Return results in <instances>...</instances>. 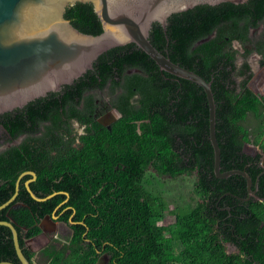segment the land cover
Returning a JSON list of instances; mask_svg holds the SVG:
<instances>
[{
	"label": "trees",
	"instance_id": "1",
	"mask_svg": "<svg viewBox=\"0 0 264 264\" xmlns=\"http://www.w3.org/2000/svg\"><path fill=\"white\" fill-rule=\"evenodd\" d=\"M65 18L82 33L97 36L103 31L90 3L68 7ZM263 20L264 0L202 5L173 14L166 29L156 23L150 33L151 43L161 53L211 83L217 105L221 171L247 172L253 189L261 176L259 190L249 200L245 178L235 175L220 179L215 175L210 111L204 89L161 71L136 45L108 51L72 85L24 109L0 115V126L12 138L29 135L22 147L25 154L19 147L0 154V206L13 197L19 175L27 170L36 171L45 192L52 193L49 182L54 170L48 164L52 157L48 144L68 148V156L58 161L56 175H85L78 160L105 161L94 175L104 179L94 183L95 190L90 193L96 194L104 187L97 202L101 197L104 201L107 194L121 197L108 205L119 210L116 213L59 216L71 234L64 245H49L37 255L26 248L25 239L42 233L40 222L52 216L65 197L38 202L27 192L26 198L18 196L0 212V221L12 220L28 261L97 264L108 254L110 264H264V176L260 155L253 157L244 151L251 144L264 152V99L248 87L253 73L247 61L252 54H259L264 66V33L257 30ZM239 55L244 59L241 66ZM108 84L111 95H118L114 104L122 115L111 131L93 122L96 106L92 95L85 102V110L78 108L86 92L104 90ZM52 106L69 107L64 112L92 124L100 138L91 134L82 137V152L71 148L72 140H64L56 131L60 113L57 108L55 115ZM45 122L50 125L45 126L43 136L33 138ZM42 144L45 147H40ZM38 160L41 169L37 168ZM67 161L73 167L66 165ZM110 161L122 164L114 171L113 166H107ZM149 169L159 177H196L195 206L181 213L172 211L175 221L170 226L159 224L167 210L165 199L144 185ZM66 183H57V191L67 190ZM77 184L72 181L73 188L78 189L72 194L79 192ZM21 187L25 189L22 184ZM31 189L35 193L38 187L31 185ZM80 191L88 192L85 188ZM85 198L90 203L87 195ZM228 245L237 252L230 253ZM0 262L21 264L11 230L5 226H0Z\"/></svg>",
	"mask_w": 264,
	"mask_h": 264
},
{
	"label": "water",
	"instance_id": "2",
	"mask_svg": "<svg viewBox=\"0 0 264 264\" xmlns=\"http://www.w3.org/2000/svg\"><path fill=\"white\" fill-rule=\"evenodd\" d=\"M249 0H0V115L21 109L29 103L59 92L66 85L93 69L100 56L108 51L136 45L160 68L181 79L201 86L210 111V140L214 149V172L220 179L239 175L246 179L248 198L258 192L260 177L255 182L241 170L222 172L221 150L216 136V102L211 83L193 71L181 67L161 53L150 41L157 23L164 29L173 14L197 6L223 3L245 4ZM77 3L92 4L102 24V33L94 36L80 32L65 18L67 8ZM264 162V161H263ZM264 165V163H263ZM35 176L34 173H30ZM261 175H264L261 174ZM13 197L0 206V212L17 198L20 179ZM29 192L36 201H45ZM52 198L49 196L48 199ZM56 224V214L45 218ZM13 236L21 264H31L24 256L19 234L12 223L0 221ZM0 264H13L0 262ZM97 264H102V259Z\"/></svg>",
	"mask_w": 264,
	"mask_h": 264
},
{
	"label": "flooded vegetation",
	"instance_id": "3",
	"mask_svg": "<svg viewBox=\"0 0 264 264\" xmlns=\"http://www.w3.org/2000/svg\"><path fill=\"white\" fill-rule=\"evenodd\" d=\"M259 33H264V20L261 22L260 27L257 29ZM253 32V31H252ZM258 57L259 60V64H260V72L258 73H253V77L251 78L250 82L248 83V87L257 95H259L260 97H262L264 99V88H263V84H264V66L261 65V61L263 60L262 56H260L259 54H255ZM251 66V65H250ZM252 71V68H251ZM258 74V79H263V82H261V86H260V90L261 93L260 94V90L259 88H257V84L254 83V78L255 76ZM254 84V85H253ZM108 92V96H104V97H100L98 95H96V93L98 92ZM92 95L94 100H95V112L92 115L93 118V122H98L100 125H102L104 128H106L107 130L111 131L112 126L114 125V123H116L118 120H120L122 118V115L120 113V111L118 110V108L115 106V101L117 100V96L118 95H111V89H110V84H108V86L104 89V90H93L90 92H86L85 96L82 100V102H80V104L78 105V108L81 110H85V102H87V99L89 98V96ZM47 98V97H44ZM136 102L133 100L132 104H135ZM27 106V105H26ZM25 107L21 108L24 109ZM58 107H53L52 106V112H54V114L56 115L57 112H55V110ZM68 111L69 107H66L65 109L60 106V108H58V111L60 113V127L56 130L59 132V136L64 137V140H72V144H71V148H74L76 151L82 152L85 149V144H83V142L81 141L82 137L87 136V135H93L94 137H99V135L97 134L96 130H94V127L92 126V124H86L85 122H80V120L78 118H70L68 116V114H70V112L67 114L64 111ZM53 120L56 121L55 118H53ZM50 125V122H45L42 123L40 130L33 134L32 137L33 138H40L43 136L45 130V126L46 125ZM29 138V135L27 134H20L19 136H17L16 138H12L8 132H6V130H4L3 127L0 126V141L2 143V145L0 146V154L8 151L9 149H11L12 147H19L20 149H22L23 147V143L24 141H26ZM100 138V137H99ZM45 147V145H40V147ZM49 146L48 147V151L51 152V160L48 162V164L50 165V168H52L54 170V172H52L53 174V179L50 181V178L48 179L50 183H52V185H49V188L51 189L50 194H47L45 192V187H43L41 184V182L39 181V175L36 171L33 170H27L22 172L18 179L23 175V177L20 179V186H19V192H18V196L20 198H26L27 194L25 192L28 193V196H31V193L29 192L27 185H29L30 189H31V185H36L38 187V189H36V192L34 193L32 191L33 194H35L37 197H39L40 199H47L45 201H48L50 199L55 198L56 196H63L65 197L64 201H62L61 203H59L56 208L54 209L52 215L56 214V216H63V215H71V216H75L81 213H85V214H101V213H112V212H119V210L117 209H113V207H108V205L110 204H115L114 201L119 200L121 197L119 196V194H115L113 192V194L105 196L104 197V201H102V197H101V201H98V194L102 191V189L104 187H101L96 194L90 193L91 190H95L94 187V183H97L100 180L104 179V176L101 177H96L94 176L95 173L98 171L97 169H99L100 167L103 166V163L105 161H97L92 159H82V160H78V164L79 167H84V174L85 175H79L78 173H74L76 175H70L68 177H66V173L72 174L71 172H63L60 175H56L57 172H55V168L57 165H59L60 159L63 158L64 156L67 157L68 156V148L67 145H61V146H51L50 144L46 145ZM254 151H252V156L256 157L257 155H260V160H259V166L260 168H262V174L264 173V165H263V161H264V152L261 151V149L257 146H254ZM245 151V149H244ZM22 154H25L23 152L22 149ZM84 154V152H83ZM100 155V154H99ZM85 156V155H84ZM55 159H58L57 161ZM108 162V161H107ZM39 164V165H38ZM70 164L68 161L66 162V165ZM107 164V163H106ZM122 164V162H118V161H110V165L107 164V166H113L115 169L114 171L119 169V166ZM69 167H73L71 164L68 165ZM37 168L41 169L42 165L41 162H37ZM97 168V169H96ZM63 169V168H61ZM154 171L152 169H149L148 172H146L148 174H152ZM30 173H34L35 176H33ZM155 174V173H154ZM155 176L162 180L163 177H159L158 174H155ZM264 176V175H262ZM112 177V176H111ZM17 179V181H18ZM72 181H76L78 182V187H80V189L85 188L86 190H88V192H82L79 189V192L77 194H72V191L78 190L77 187L73 188L72 185ZM63 183V182H67V190H60L57 191V183ZM17 183V182H16ZM86 183H88V185L86 186ZM21 184L24 186L21 187ZM48 185V184H47ZM144 185L146 187V189L149 191V187L146 181V177H145V181H144ZM113 191V189H111ZM259 190V189H258ZM16 192V189H15ZM151 192V191H149ZM90 193V194H89ZM15 194V193H14ZM89 197V202L90 203H86L84 201L85 196ZM17 196V198H18ZM49 196H52V198L48 199ZM84 197V199H83ZM33 198V197H32ZM106 200L112 201L109 204L106 203ZM45 201H41V202H45ZM95 201V202H94ZM40 202V201H38ZM20 206H24V204L22 202H19ZM46 219H43L40 222V226L42 227V233L39 234L36 237L30 238V239H25L24 235L26 233L23 232L22 234V238L25 239V245L26 248L28 250H30L33 253H36L37 255L44 250L47 246L49 245H64L63 243H61L59 241V239H57L56 237L53 238V234L49 233L48 231H55L54 228L57 227V224L60 225H64L65 227H67V229L70 231L71 234V230L69 228V226L66 223H63L59 220L56 221V224H52L50 221H44ZM50 235L53 239L50 240L47 244H45V247H43V249L39 252H36L33 250L32 246L29 244L30 241L36 239L37 237H40L42 235ZM69 234V235H70ZM57 236V235H56ZM68 236H66L65 238H67ZM233 250L234 252H237L236 248L233 247L232 245H228V251ZM101 259H103L105 264H110V257L108 254H104ZM31 263V262H30ZM31 264H37V261H32Z\"/></svg>",
	"mask_w": 264,
	"mask_h": 264
},
{
	"label": "rangeland",
	"instance_id": "4",
	"mask_svg": "<svg viewBox=\"0 0 264 264\" xmlns=\"http://www.w3.org/2000/svg\"><path fill=\"white\" fill-rule=\"evenodd\" d=\"M238 49V46H236ZM248 63L251 65L252 72L258 73L260 72V64L257 55L252 54L247 59ZM244 62V59L241 58V55H239L238 59V65L241 66ZM259 74V73H258ZM258 74L254 78V83L257 84V88L260 90L261 82H263V79H258ZM254 85V84H253ZM264 88V84H263ZM260 94L261 90L259 91ZM96 95L100 97L108 96V92H98ZM2 145L0 141V146ZM253 145H247L245 152L252 154V151H254ZM146 181H148V187L149 191H151L154 195H161L165 199V204L167 207V210L164 212V216L161 221H159L160 225L162 226H170L174 223L175 217L173 214H171L172 211L181 213L183 210H188L191 207L195 206V203L197 201V198L195 197L194 190H195V182L196 177H181V178H169V177H163L162 180L158 179L154 173L146 175ZM55 231L51 232L48 231L50 234H53V238L59 239L61 243H65L67 241L66 236L70 234V231L65 227L63 224H57V227L54 228ZM57 235V236H56ZM50 235H42L40 237H37L36 239L29 242V244L32 246L33 250L36 252H39L45 247V244H47L50 240L53 239ZM62 246V245H60ZM230 253H233L234 251H229ZM102 259V264H105Z\"/></svg>",
	"mask_w": 264,
	"mask_h": 264
}]
</instances>
